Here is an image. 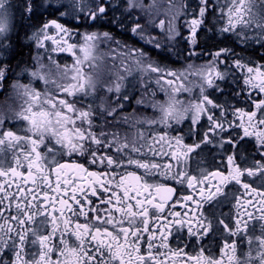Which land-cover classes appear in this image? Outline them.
<instances>
[{
	"label": "snow or ice",
	"instance_id": "1",
	"mask_svg": "<svg viewBox=\"0 0 264 264\" xmlns=\"http://www.w3.org/2000/svg\"><path fill=\"white\" fill-rule=\"evenodd\" d=\"M150 8L0 0V89L23 101L0 107V264H264V0H183L166 29ZM100 43L124 75H96ZM145 76L153 113H125Z\"/></svg>",
	"mask_w": 264,
	"mask_h": 264
},
{
	"label": "rangeland",
	"instance_id": "2",
	"mask_svg": "<svg viewBox=\"0 0 264 264\" xmlns=\"http://www.w3.org/2000/svg\"><path fill=\"white\" fill-rule=\"evenodd\" d=\"M139 2L141 4H143V5H145V6H151L150 14H145L144 12H141L140 10H137V12L134 13V14L137 15V16L143 15L145 17V20H147L149 22L154 21L156 25L159 24L160 20H165L166 23H165L164 27L166 29L167 28V21L173 15L174 12L178 11V5L180 3H182L183 0H139ZM170 4L173 5V7L171 9H169V5ZM145 20L140 21V23L143 24L145 22ZM72 26L74 28H78V30L81 31V32L84 31L83 28H81L79 26L77 27V25H72ZM94 30H97V29H94ZM99 31H101V30H99ZM162 31L163 30H161L160 28L157 27V30L155 32L146 33L145 34V38L143 40L138 35H133L131 33L132 36H131L129 41L128 40L126 41L124 38H123V40H120V41L122 43H127L129 46H135L137 48H141L145 52H148L150 55H151L152 51H154V52H164L165 53V49H163V48L156 49L151 44H147L146 43L148 35L156 36L158 33H161ZM101 32H103V31H101ZM166 34H167L166 31H163V35H166ZM160 42H161V44L166 43V41L163 40V39H161ZM115 47H116L115 44H107V45H105L104 43H100L99 50L95 53V55L97 56V60L100 61V60H104V59H113L112 56H111L110 50L115 48ZM61 55H62V57L59 55L58 58L59 57L62 58V59L68 58V53H63ZM151 57L153 59H160V58L154 57L153 55H151ZM171 58L176 59L177 57L176 56H172ZM160 60H162V59H160ZM177 60H179V59H177ZM162 61L169 64V62L171 60H168V61L162 60ZM180 64L181 63L177 64V63L174 62V63H172V66L180 67L181 66ZM51 72H52L53 78H55L58 75L57 70L55 69V67H53L51 69ZM27 81H28L27 74H24V83L27 82ZM20 82L23 83V81H21V79H20ZM154 89H155V87H152L151 91H153ZM10 92L12 93V90H10ZM12 97H13V100L10 101L12 105L9 104L8 106L18 108L21 105V100L18 99L13 93H12ZM157 97H158L157 99H161L162 98V94H158Z\"/></svg>",
	"mask_w": 264,
	"mask_h": 264
},
{
	"label": "flooded vegetation",
	"instance_id": "3",
	"mask_svg": "<svg viewBox=\"0 0 264 264\" xmlns=\"http://www.w3.org/2000/svg\"><path fill=\"white\" fill-rule=\"evenodd\" d=\"M237 50L239 51V49ZM59 55L62 57L61 54H58V56ZM58 56L56 58L57 63L61 65H64V64L71 65L72 64V58L69 53H68V58L66 59H62L60 57L58 58ZM96 63H97V68L95 69V73L101 79V81H108V80L114 79V76H113L114 73L124 75L123 71L120 69V60L118 59H104L100 61L97 60ZM172 63L173 61L171 60L169 62V65L172 66ZM180 63H181L180 65H182L183 63H186V62L181 60ZM15 78H16L15 76H10L5 81V87L3 89H0V107L8 106L9 104L12 105L10 101L13 100V97H12V93L10 92L11 88L9 87V85L12 83V80ZM20 79L24 83V75L20 77ZM147 80H148V77L145 76V84L142 86L141 84L135 83V81L132 80V78L126 79V83L128 84V87H129V92L127 94L129 95L130 99L128 100V102L126 103L124 107L125 113L130 114L133 111H136L137 115H140V114L151 115L153 113L152 108L146 105H148V102L151 96V92H152L151 88L156 87V86L154 83V78H153L152 84H148ZM25 83H28V81ZM134 83H135V87L133 88L132 85ZM157 98L158 97H156V99ZM138 100H142L143 103L138 104L137 103ZM22 103L23 101L21 100V104ZM12 123H13V126H17L15 125L14 122ZM185 127H187V125H185ZM226 210L227 209H225V211ZM252 226L257 230V233H258L260 225L258 223H255Z\"/></svg>",
	"mask_w": 264,
	"mask_h": 264
},
{
	"label": "trees",
	"instance_id": "4",
	"mask_svg": "<svg viewBox=\"0 0 264 264\" xmlns=\"http://www.w3.org/2000/svg\"><path fill=\"white\" fill-rule=\"evenodd\" d=\"M77 27H78V25H77ZM94 29H99L101 31H110V32H112L114 34V38L116 40H123V38H124L126 41L127 40L129 41L131 36H132L131 32L124 31L119 26L112 25V24L108 23L107 20L101 21L97 26H95L93 28V30ZM24 52L26 53L27 49H24ZM151 55H153L154 57L160 58L162 60H165V61L172 60L173 63L175 62L177 64L180 63V61L182 60V59H179L178 57L176 59L171 58V57L169 58V57H167L164 54V52H154V51H152ZM177 59H179V60H177Z\"/></svg>",
	"mask_w": 264,
	"mask_h": 264
}]
</instances>
